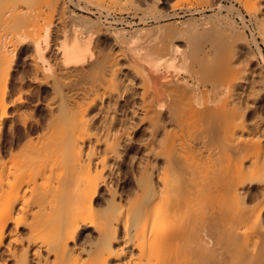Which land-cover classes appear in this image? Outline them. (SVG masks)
Masks as SVG:
<instances>
[{
	"label": "bare ground",
	"instance_id": "bare-ground-1",
	"mask_svg": "<svg viewBox=\"0 0 264 264\" xmlns=\"http://www.w3.org/2000/svg\"><path fill=\"white\" fill-rule=\"evenodd\" d=\"M28 1L0 0V264H264V117L249 119L264 81L246 34L208 18L195 32L194 20L166 22L134 31L147 41L125 51L114 28L106 52L101 24L59 12L43 38L22 32L14 45L9 28L41 8ZM61 1L48 0L52 12ZM124 1L111 0L145 4ZM238 1L264 41V0ZM30 44L32 71L18 86L10 56ZM32 84L46 116L26 130Z\"/></svg>",
	"mask_w": 264,
	"mask_h": 264
},
{
	"label": "rangeland",
	"instance_id": "rangeland-1",
	"mask_svg": "<svg viewBox=\"0 0 264 264\" xmlns=\"http://www.w3.org/2000/svg\"><path fill=\"white\" fill-rule=\"evenodd\" d=\"M30 1V2H29ZM28 2H26V3H24L25 5H26V7H25V5L23 4V8H25L27 11H29L30 9H31V7H35V5H34V3L35 4H37V9L39 8V7H41L40 8V10L38 9V10H36V7L34 8V11H33V8H32V10H30V12L32 11L33 13H32V15L34 16L33 17V20H32V23H30V24H27V25H25V24H18V25H20V26H22V27H18V25H17V27H14V26H11L12 28H9V29H5L6 31H4V29H3V32H8V31H10L9 32V34H10V39L12 38V42H13V44L14 45H16L15 43H14V41H15V39L17 38H19L18 36L20 35V34H22V32H23V34H25V32H27V33H29L30 35H31V37L33 38L34 36L36 37V38H43V35H45V29H46V27L48 26V25H50L51 24V26H53L54 25V23H56V19H57V21H58V19L61 17L60 16V14H59V12L60 13H63L62 15H63V19L64 18H66L67 17V20H69V17L70 18H77V17H80L81 18V16L82 17H86V18H88V19H92L93 21H95V24H97L96 26H99L100 24V27L99 28H103L107 33L104 35V34H101V35H99L98 36V39H100L99 41H98V43L99 44H101V45H99L100 46V48L101 49H103V50H106V52H107V50H109V51H112L111 50V48H112V46H113V43H114V39L112 38V36H111V33H112V35H114V31L116 30V31H120V33H122V37L120 38V39H117L118 41H120L119 42V44H120V46L126 51L127 50V46H130V45H135V44H137V45H140V44H143V41L144 42H146L147 40H135V38L133 39V37H134V31H136V30H138V29H142V28H148V27H150L149 29H154L156 26H157V24H159V26H161V23H166L167 22V24H169V22H170V24H174L175 26L176 25H178L179 27L180 26H182V25H180V23L179 22H183V20L184 21H191V20H196V22H194V21H191L190 23H198V24H194L195 26H193L192 27V25L190 26V28H189V26H187L185 29H187V28H189L188 30H186V31H190V32H192V31H194V30H196V29H194V28H197V26H199V21H205L207 18V24H209V21L210 20H212V21H214V22H210V24L212 23H215V24H217V23H219L220 22V20L222 21L221 23H219V24H217V25H219V26H221V24H222V28H223V26L225 25V27H227V28H225V29H227V31H229L230 30V32L232 33H235L236 31H238L239 33L240 32H242V34H246V39H248V42H249V44H250V46H251V50H252V53H253V55H254V57H253V62H252V66H254V67H256V69H257V71L259 72V73H261V79L264 81V44H263V38H262V34L261 33H259V31H260V26H261V23H260V20H257L254 16H252V15H250L249 13L247 14L246 13V10L244 9V7H243V5H239V4H242L240 1H238V0H215L218 4H220L224 9H222L221 10V17L220 16H218L217 15V8L216 7H214V0H197V2H196V0H143L144 1V3L145 4H134V5H136L135 7H134V5H130V6H126V7H123V10L122 9H120V8H122V7H120L119 8V6H116V8L114 7V4L111 2V0H104V2L105 3H103V5H108L109 6V4L111 5V6H109V8L108 9H106L105 7H104V9L103 8H100V9H96L97 7H94L93 5L94 4H96L97 2V0H91V2H94L93 4H89V3H91L90 2V0H89V3L88 2H86V0L84 1V0H62L61 2L62 3H64L63 5H62V7H63V9H62V7H57L55 10H54V12L56 13V14H58V15H55V13L54 12H52V10H51V8H54L56 5H54L53 7H51L52 5H53V3H52V5L50 4L51 2H48V0H42L43 1V3L44 2H46V3H44V4H42L40 1V3L39 2H36L37 0H29ZM88 1V0H87ZM100 1V0H99ZM98 1V2H99ZM103 1V0H102ZM102 1H100V3L102 2ZM106 1H107V3H106ZM113 1V0H112ZM123 3H125V1L124 0H121ZM190 1H192V3L190 2ZM211 1V2H210ZM34 2V3H33ZM48 2V3H47ZM70 2V3H69ZM209 2V3H208ZM31 3H32V5H34V6H32L31 5ZM68 3V4H67ZM88 3V4H87ZM109 3V4H108ZM155 4V6H154V4ZM197 3V4H196ZM202 3V4H201ZM205 3V4H204ZM210 3H212V4H210ZM239 3V4H238ZM49 4V5H48ZM98 4V3H97ZM96 4V5H97ZM195 4V5H194ZM208 4V5H207ZM231 4H233V5H231ZM28 5V6H27ZM46 5H48L47 7H46ZM95 5V6H96ZM197 5V6H196ZM133 6V7H132ZM148 6V7H147ZM232 6V7H231ZM45 7V8H44ZM112 7L113 8H115L114 10L112 9ZM210 7V8H209ZM43 8H44V11H43ZM65 8V9H64ZM84 8V9H83ZM118 8V9H117ZM126 10H125V9ZM156 8V9H155ZM209 8V9H208ZM46 9V10H45ZM60 9H62V11H64V12H61V10ZM102 9V10H101ZM112 9V11H109V10H111ZM120 9V10H119ZM127 9H129V10H127ZM150 9H152V10H150ZM203 9V10H202ZM206 9V10H205ZM228 11H227V10ZM231 9V10H230ZM48 10V11H47ZM119 10V11H118ZM125 10V11H124ZM135 10V11H134ZM136 10H138V11H136ZM195 10H198L197 12L195 11ZM233 10V11H232ZM234 10H236V11H234ZM37 11H39V12H37ZM42 11L44 12L43 14H42ZM58 11V12H57ZM88 11H90V12H88ZM91 11H93L92 13H91ZM161 12V14L164 16V18H163V16L160 14V12ZM215 11H216V14H214L215 13ZM230 11H232V12H230ZM36 12V13H35ZM50 14H49V13ZM66 12V13H65ZM226 12L228 13V14H226ZM237 12V13H236ZM37 13H39L38 15H37ZM40 13H41V16H40ZM74 13H76L75 15H74ZM100 13V14H99ZM101 13H102V15H101ZM108 13V14H107ZM152 13V14H151ZM173 15H172V14ZM213 13V14H212ZM31 14V13H30ZM47 14V15H46ZM65 14V15H64ZM107 14V15H106ZM149 14H151V15H149ZM168 14V15H167ZM205 14V15H204ZM237 14V15H236ZM52 15V16H51ZM109 15V16H108ZM149 15V16H148ZM160 15L162 16V21H161V19H157L158 17H160ZM217 17H216V16ZM235 15V16H234ZM38 16H40L39 18H38ZM45 18H44V17ZM48 16V17H47ZM66 16V17H65ZM166 16V17H165ZM168 16V17H167ZM191 16H193V17H191ZM226 16H228V20L226 19L227 17ZM231 16V17H230ZM241 16H243V17H241ZM250 16V17H249ZM30 17H31V15H30ZM51 17H53V18H51ZM55 17V18H54ZM57 17H59V18H57ZM225 17V18H224ZM50 18V19H49ZM61 18V19H62ZM191 18V19H190ZM231 18V19H230ZM31 19H32V17H31ZM39 19V20H38ZM44 19H46V20H44ZM51 19H53V20H51ZM185 19H187V20H185ZM223 19V20H222ZM233 19V20H232ZM38 20V21H37ZM115 20H117V23H116V21ZM156 20V21H155ZM158 20V21H157ZM224 20H227V21H225V23H224ZM232 20V21H231ZM240 20V21H239ZM31 21V20H30ZM113 21V22H112ZM119 21V22H118ZM219 21V22H218ZM242 21H244V24H243V22ZM252 21V22H251ZM36 22V23H35ZM52 22H53V25H52ZM236 23V25H234V23ZM187 23H189V22H187ZM202 23V22H201ZM205 23V24H206ZM251 23V24H250ZM103 24V25H102ZM211 24V25H212ZM244 26H243V25ZM260 26H259V25ZM32 25H34V26H32ZM156 25V26H155ZM190 25V24H189ZM201 25H204V23L203 24H201ZM201 25L199 26V29L200 28H202L201 27ZM233 25V26H232ZM246 25V26H245ZM28 26V28H26ZM102 26V27H101ZM159 26H157V27H159ZM206 26V25H205ZM8 27V26H7ZM31 27V28H30ZM191 27L193 28V30L191 29ZM228 27H230V29L228 28ZM5 28V27H4ZM22 28V29H21ZM106 28V29H105ZM114 28H115V30H114ZM120 29V30H117V29ZM125 30L124 32H123V29ZM133 28V29H132ZM134 28H137V29H134ZM237 28H239V29H237ZM110 29V30H109ZM198 29V30H199ZM133 30V31H132ZM236 30V31H235ZM241 30V31H240ZM244 32H243V31ZM257 30H258V32H257ZM235 31V32H234ZM254 31V32H253ZM126 32H128V33H126ZM195 32V31H194ZM237 32V33H238ZM108 34H110L109 36H108ZM245 34H244V36H245ZM260 34V36H257V35H259ZM34 35V36H33ZM16 36V37H15ZM37 36H41V37H37ZM104 36V37H103ZM124 36V37H123ZM154 36H156V35H154ZM34 37V39H36ZM114 37H115V35H114ZM158 37V36H157ZM54 38V37H53ZM53 38H52V44H56L54 41H59V39H56L55 40V38H54V40H53ZM102 38V39H101ZM152 38H154V37H152ZM156 38V37H155ZM256 38V39H255ZM9 39V40H10ZM254 39V40H253ZM255 40H256V42H255ZM17 41H19V39L17 40ZM16 41V42H17ZM111 41V42H110ZM261 41V42H260ZM252 42V43H251ZM58 43V42H57ZM109 43V44H108ZM44 44V43H43ZM104 44V45H103ZM181 44H184L183 42H181ZM261 48V52H262V58H261V56H260V54H259V52H258V46ZM30 46V47H29ZM25 45V46H22V47H20L21 49H17L18 51H16L14 54H12L11 56H10V58H11V60H12V65L14 66L13 68V70H12V73H13V80L15 81H13L15 84H18V86H19V83H17V82H19V81H17V80H19V76L18 75H20V73H22V75H27V73L28 74H30L31 73V69H32V66L30 65L31 64V60H32V57H33V48H32V45L30 44V45ZM105 49H104V48ZM107 48V49H106ZM31 49V50H30ZM22 50V51H21ZM108 51V52H109ZM28 52V53H27ZM259 54V55H258ZM30 56H31V58H30ZM255 59H257V60H255ZM257 63H256V62ZM25 63V64H24ZM257 64V65H256ZM259 64V65H258ZM30 66H31V68H30ZM258 66V67H257ZM30 68V69H29ZM25 72V73H24ZM263 73V74H262ZM17 75V76H16ZM21 76V75H20ZM15 77H16V79H15ZM17 81V82H16ZM13 83V84H14ZM28 84H30L29 82H28ZM35 85V86H34ZM13 86H17V85H13ZM14 87V88H15ZM17 88H19V87H17ZM17 88H15V89H17ZM37 89H38V87H37V85L36 84H32V86H31V90L33 91V93H36L37 92ZM18 90V89H17ZM17 90H15V91H17ZM43 91L41 92L42 94V97H44V98H46L47 97V95H49V92L48 91H46V93H45V89H42ZM45 95H44V94ZM25 95H24V98L27 100L26 101V103L24 104V106L22 105L21 106V111L23 112H21L22 113V115L24 114V116H25V118H28V124H27V126H25V128H26V130L28 129V127H32V126H34V120L32 119L33 117H34V119L35 118H38V119H41L40 118V116L42 117V118H44L46 115L44 114L45 113V111H44V107L42 106V105H37L36 106V101H33V100H35V98H34V96L35 97H37V95H39L38 93H36V95L34 94H32V92H30L29 93V95L27 94V93H24ZM31 94V95H30ZM31 98V99H30ZM32 101V102H31ZM262 102H258L256 105H255V107L256 108H254V110H252V108H250L251 110H250V116H249V119H254L255 117H257L258 115L259 116H262V117H264V106H262V105H264V99L263 100H261ZM0 104L2 105V101H1V99H0ZM0 105V106H1ZM257 105H258V107H257ZM36 106V107H35ZM262 106V107H261ZM35 107V108H34ZM260 107V108H259ZM258 108V109H257ZM11 110H14V108H12ZM255 110H257V111H255ZM37 111V112H36ZM253 111H255V112H253ZM35 112V113H34ZM252 112V113H251ZM38 116V117H37ZM44 116V117H43ZM251 116H252V118H251ZM32 121V122H31ZM17 123H15V125H14V127H15V130H16V128H17V130L18 129H20V130H18V131H25V129H24V126H23V124L21 123V121L20 122H18V121H16ZM31 122V123H30ZM33 123V124H32ZM30 127V128H31ZM10 128H11V122H10V120L7 122V125L5 126V128H4V130H3V134H2V136H3V140L6 142L7 140L8 141H10V139H11V132H10ZM141 131V130H140ZM140 131L138 132L137 131V134L136 135H139V136H143V132L142 133H140ZM140 133V134H139ZM135 135V138H137V137H139V136H136ZM142 138V137H141ZM137 139H140V137L139 138H137ZM134 153H135V151H134ZM134 155L133 154V151H131L130 153H129V155ZM127 166V165H126ZM126 166H124V168H123V173L125 174V176H126V173H125V170L126 171H128L129 170V168H126ZM128 169V170H127ZM129 173V171L127 172V174ZM124 174L122 175V183L123 184H121V185H127V186H124L125 187V189H130L129 187L130 186H132L131 184H132V182L131 181H128V180H130V179H128V178H130V173L128 174V178L127 177H125L124 176ZM125 178H124V177ZM123 178H124V180H123ZM128 184H127V183ZM126 183V184H125ZM127 187V188H126ZM103 203V202H102ZM101 203V205L99 204V205H97V207L98 208H100V207H105L103 204ZM101 208V209H102ZM105 209V208H104ZM104 209H102V210H104ZM98 210H100V209H98ZM89 232H91V228H89V229H86L85 231H84V234H86V235H88V233ZM89 244V243H88Z\"/></svg>",
	"mask_w": 264,
	"mask_h": 264
}]
</instances>
